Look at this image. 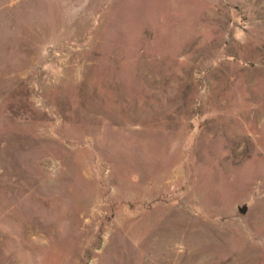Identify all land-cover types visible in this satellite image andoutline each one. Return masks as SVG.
<instances>
[{"label":"rangeland","instance_id":"rangeland-1","mask_svg":"<svg viewBox=\"0 0 264 264\" xmlns=\"http://www.w3.org/2000/svg\"><path fill=\"white\" fill-rule=\"evenodd\" d=\"M0 264H264V0H0Z\"/></svg>","mask_w":264,"mask_h":264}]
</instances>
